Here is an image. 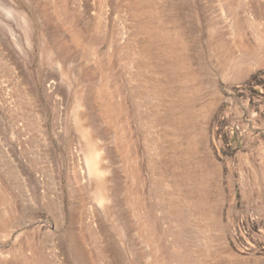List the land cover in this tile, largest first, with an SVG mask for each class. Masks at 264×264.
<instances>
[{"label":"rangeland","instance_id":"374dc122","mask_svg":"<svg viewBox=\"0 0 264 264\" xmlns=\"http://www.w3.org/2000/svg\"><path fill=\"white\" fill-rule=\"evenodd\" d=\"M0 264H264V0H0Z\"/></svg>","mask_w":264,"mask_h":264}]
</instances>
